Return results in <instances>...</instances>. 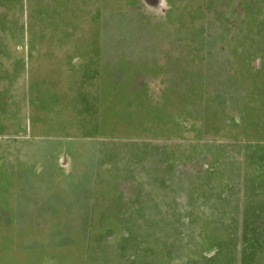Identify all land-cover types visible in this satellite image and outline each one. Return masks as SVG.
<instances>
[{
  "label": "rangeland",
  "instance_id": "374dc122",
  "mask_svg": "<svg viewBox=\"0 0 264 264\" xmlns=\"http://www.w3.org/2000/svg\"><path fill=\"white\" fill-rule=\"evenodd\" d=\"M10 2L1 264L264 261V0Z\"/></svg>",
  "mask_w": 264,
  "mask_h": 264
},
{
  "label": "crops",
  "instance_id": "0c3cea01",
  "mask_svg": "<svg viewBox=\"0 0 264 264\" xmlns=\"http://www.w3.org/2000/svg\"><path fill=\"white\" fill-rule=\"evenodd\" d=\"M18 2H20V0H18ZM5 4V6L3 7V5ZM12 4V2H10V0H1L0 1V9L1 10H10V9H15L14 7H10L9 5ZM0 202H7L9 200V197H8V194H9V182L8 181H5L2 177L0 179ZM6 194V195H4ZM5 199V200H4ZM3 226V225H1ZM1 234V232H0ZM0 258H2V254H3V251L2 249H0ZM203 261V264H220L222 263L220 261V263H218V261L216 260H213V259H210L206 262V260H201ZM2 263V261H0V264ZM244 264H253V262L251 260H245L243 261ZM224 264H232L231 262H227L225 261ZM260 264H264V261H261Z\"/></svg>",
  "mask_w": 264,
  "mask_h": 264
},
{
  "label": "trees",
  "instance_id": "16d2710c",
  "mask_svg": "<svg viewBox=\"0 0 264 264\" xmlns=\"http://www.w3.org/2000/svg\"><path fill=\"white\" fill-rule=\"evenodd\" d=\"M244 261L246 260V258L245 259H243Z\"/></svg>",
  "mask_w": 264,
  "mask_h": 264
}]
</instances>
